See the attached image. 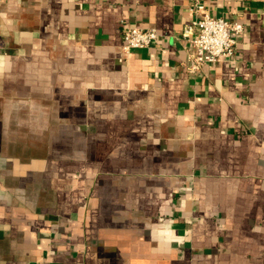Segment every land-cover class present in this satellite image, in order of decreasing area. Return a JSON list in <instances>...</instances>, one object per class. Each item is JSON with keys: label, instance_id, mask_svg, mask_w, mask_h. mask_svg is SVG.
Wrapping results in <instances>:
<instances>
[{"label": "crops", "instance_id": "1", "mask_svg": "<svg viewBox=\"0 0 264 264\" xmlns=\"http://www.w3.org/2000/svg\"><path fill=\"white\" fill-rule=\"evenodd\" d=\"M201 2L192 72L188 0H0V264H264V0Z\"/></svg>", "mask_w": 264, "mask_h": 264}, {"label": "built area", "instance_id": "2", "mask_svg": "<svg viewBox=\"0 0 264 264\" xmlns=\"http://www.w3.org/2000/svg\"><path fill=\"white\" fill-rule=\"evenodd\" d=\"M196 18L186 24L182 37L189 41V65L192 72L212 65L220 59H231L236 55V37L244 26L239 21L215 17L206 12L201 0H188ZM158 38L155 28H142L122 23V49H143L153 45Z\"/></svg>", "mask_w": 264, "mask_h": 264}]
</instances>
